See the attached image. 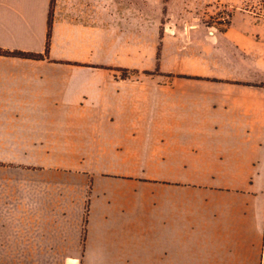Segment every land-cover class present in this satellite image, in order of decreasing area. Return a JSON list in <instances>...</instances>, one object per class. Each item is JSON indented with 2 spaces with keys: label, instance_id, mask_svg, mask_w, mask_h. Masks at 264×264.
<instances>
[{
  "label": "crops",
  "instance_id": "obj_1",
  "mask_svg": "<svg viewBox=\"0 0 264 264\" xmlns=\"http://www.w3.org/2000/svg\"><path fill=\"white\" fill-rule=\"evenodd\" d=\"M168 3L0 0V264H264V17Z\"/></svg>",
  "mask_w": 264,
  "mask_h": 264
},
{
  "label": "rangeland",
  "instance_id": "obj_2",
  "mask_svg": "<svg viewBox=\"0 0 264 264\" xmlns=\"http://www.w3.org/2000/svg\"><path fill=\"white\" fill-rule=\"evenodd\" d=\"M169 2L163 10L162 15V31L168 29L173 31V25H214L219 29H224L230 21V17L234 11L245 10L250 11L255 8V5L261 4L264 10V1L262 0H206L203 1V6L198 8V11L185 6V9H180L173 3V0H167ZM197 12V13H196ZM153 25H150V33H152ZM137 34V28L135 25V36ZM132 74L135 76L137 70L133 69ZM135 71V72H134ZM7 176H28L29 170H20L25 167L21 161L14 162V159H7ZM20 190L13 189V186L7 189V196H18ZM19 196L21 194L19 193Z\"/></svg>",
  "mask_w": 264,
  "mask_h": 264
},
{
  "label": "trees",
  "instance_id": "obj_3",
  "mask_svg": "<svg viewBox=\"0 0 264 264\" xmlns=\"http://www.w3.org/2000/svg\"><path fill=\"white\" fill-rule=\"evenodd\" d=\"M53 9L51 8L50 15H49V25H48V35H47V42H46V50L44 54H37V53H26V52H7L0 50V54L7 55V56H14L19 58H26V59H34V60H43L46 59L49 55V48H50V42H51V35H52V27H53ZM227 25L230 24V22L226 23ZM123 78L128 77V73H132L133 71L130 70H121ZM135 72V71H134ZM146 74L151 75V73L146 72ZM260 87H264V83L261 85H257Z\"/></svg>",
  "mask_w": 264,
  "mask_h": 264
},
{
  "label": "built area",
  "instance_id": "obj_4",
  "mask_svg": "<svg viewBox=\"0 0 264 264\" xmlns=\"http://www.w3.org/2000/svg\"><path fill=\"white\" fill-rule=\"evenodd\" d=\"M262 1H264V0H262ZM250 11L264 17V10L262 9L261 4H258V7H257V5H255V8L250 10Z\"/></svg>",
  "mask_w": 264,
  "mask_h": 264
}]
</instances>
